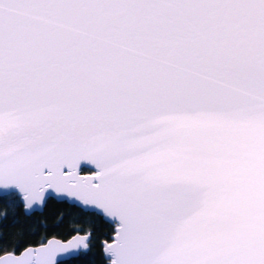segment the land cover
<instances>
[{
	"label": "snow or ice",
	"instance_id": "1",
	"mask_svg": "<svg viewBox=\"0 0 264 264\" xmlns=\"http://www.w3.org/2000/svg\"><path fill=\"white\" fill-rule=\"evenodd\" d=\"M53 193L110 264H264V0H0V201Z\"/></svg>",
	"mask_w": 264,
	"mask_h": 264
},
{
	"label": "trees",
	"instance_id": "2",
	"mask_svg": "<svg viewBox=\"0 0 264 264\" xmlns=\"http://www.w3.org/2000/svg\"><path fill=\"white\" fill-rule=\"evenodd\" d=\"M77 232L91 233L90 248L86 255L81 252L79 256L63 261L64 264H107L102 242L112 239L115 226L96 212L51 198L47 199L42 212L26 215L23 204L14 207L0 201V255L19 252L52 236L67 239Z\"/></svg>",
	"mask_w": 264,
	"mask_h": 264
},
{
	"label": "water",
	"instance_id": "3",
	"mask_svg": "<svg viewBox=\"0 0 264 264\" xmlns=\"http://www.w3.org/2000/svg\"><path fill=\"white\" fill-rule=\"evenodd\" d=\"M81 174H82V175H88V174H91V173L82 172ZM52 197H53L54 199L58 200V201H67V202H69V203H71V204H74V205H76V206H79L80 208H82V209L85 210V211H92V212H96V213L98 214L97 210L91 209L90 207H85V206L81 205L79 202L71 200V198H67V197H64V198L56 197L54 193L52 194ZM47 199H48V198H47V196H46V201H47ZM41 207H42V209L44 210L45 205H44V206H41V205H34V206H33V209H36V211H33L32 209H26L25 206L23 205V210H24V213H25L26 215H30V214H32L33 212H42L43 210H42V211L39 210ZM103 218H104L106 221H109L110 223L114 224V223L111 222L108 218H105V217H103ZM115 228H116V226H115ZM85 235L88 236V243H89V247H88V249L85 250L84 248L81 247V248H79V249H77V250H75V251H78L79 253H81V252H85V251L87 252V251L89 250V248H90L91 233H90V232H85V233L77 232V233H74L73 235H71V236H70L69 238H67V239H62V238H60V237L52 236V237H49L48 239H46L44 242H42V243H40V244L27 246V247L23 248V249H22L21 251H19V252L9 251V252L3 253V254L0 255V260L5 259V258H7V257H9V256L13 257L14 259H19V258H21V257L23 256V254H24L26 251H28V250L36 251V250H38L39 248L47 247L48 244H50V243L68 244V243L74 241V240L77 239V238H82V237L85 236ZM114 242H115V233L112 235V239H111V240H109V241L104 240V241L102 242V246H103V255H104V258L107 260V264H110V258L108 257V254H107V252L105 251V249H106L107 244H109V243H114ZM73 257H74V256H73V252H72V251H70V252H63V253H60V254L57 256L58 264H59V262H61V261H66V260L71 259V258H73ZM76 257H77V256H76Z\"/></svg>",
	"mask_w": 264,
	"mask_h": 264
}]
</instances>
